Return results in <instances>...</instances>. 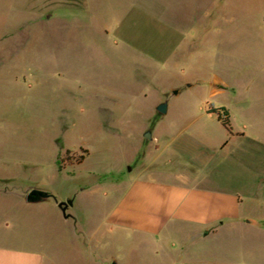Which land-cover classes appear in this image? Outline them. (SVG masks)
I'll return each instance as SVG.
<instances>
[{
	"label": "rangeland",
	"instance_id": "1",
	"mask_svg": "<svg viewBox=\"0 0 264 264\" xmlns=\"http://www.w3.org/2000/svg\"><path fill=\"white\" fill-rule=\"evenodd\" d=\"M263 68L264 0H0V243L58 264H264L247 230L178 259L179 241L160 258L141 234L101 225L149 164L155 180L190 170L193 185L241 196V216L264 217ZM30 186L78 193L85 227L51 199L27 203Z\"/></svg>",
	"mask_w": 264,
	"mask_h": 264
},
{
	"label": "crops",
	"instance_id": "2",
	"mask_svg": "<svg viewBox=\"0 0 264 264\" xmlns=\"http://www.w3.org/2000/svg\"><path fill=\"white\" fill-rule=\"evenodd\" d=\"M261 71L264 76V68ZM215 85L225 89V86L221 84ZM153 130L154 127L149 131L151 142H156ZM146 168L150 170L148 172L149 170L144 169V174L148 176L137 177L129 185L120 186L123 188L116 204L106 211L101 220V225H106L109 234L110 227L111 230L119 228L122 231L141 234L145 238L141 242L142 245L154 246L157 249L154 256L160 258L165 250L175 247L173 242L179 241L178 259L188 249V244H195L207 237L219 236L221 242L227 243L224 233L228 231L241 236L242 232L247 230L246 232L251 233L252 240L256 241V246L261 238L264 239V217L259 216L253 220V218L241 216L239 213L241 208L245 209L248 205L241 196L232 197L222 191H212L207 187L193 185L190 181L194 174L190 170L173 173L171 177L184 180L179 184H169L166 180L153 179L155 170H158L156 166L149 164ZM260 181L262 180L259 179L258 183H261ZM32 188L47 191L44 187L30 186L21 197H25ZM77 197L78 193H74L68 196L60 195L58 199V202L72 200V205L66 210L69 217L63 216V218L72 220L75 233L78 228L85 227V219L81 217L77 209H74ZM258 197L255 192L249 196L252 204L248 208H253L255 213L261 215L263 207ZM49 199L52 200L54 208L60 210L57 203L52 198ZM235 241L238 240L235 239ZM121 261L114 262L117 264H141L142 262L123 259ZM202 261L203 264H231L225 259H202ZM0 264H58V260L55 256L50 258L41 251L0 243Z\"/></svg>",
	"mask_w": 264,
	"mask_h": 264
},
{
	"label": "water",
	"instance_id": "3",
	"mask_svg": "<svg viewBox=\"0 0 264 264\" xmlns=\"http://www.w3.org/2000/svg\"><path fill=\"white\" fill-rule=\"evenodd\" d=\"M156 111L160 114H164L166 112V102H162V103L158 104V106L156 107ZM144 137L146 139L151 140L150 132L146 131V133L144 134ZM49 198H52L57 203V206L61 210L63 216L65 218H68L69 215L66 214V210H67L68 206L72 205L71 199L58 202V200L56 199V197L53 194H51L45 190H41V189H37V188H32L25 195L26 202L30 203V204L39 203V202L45 201ZM111 264H117V263L112 262Z\"/></svg>",
	"mask_w": 264,
	"mask_h": 264
},
{
	"label": "trees",
	"instance_id": "4",
	"mask_svg": "<svg viewBox=\"0 0 264 264\" xmlns=\"http://www.w3.org/2000/svg\"><path fill=\"white\" fill-rule=\"evenodd\" d=\"M213 111L214 112L215 111H220V113L218 112V116H217L218 121L222 124V126L224 128H226L228 131L231 132V128L229 126L230 125V123H229V116H228L227 111L223 107H221L220 110L218 109V110H213ZM84 152H86V151H84ZM67 153H69V152H67ZM83 159H84V157L82 155H80L77 158L76 163L77 164L81 163Z\"/></svg>",
	"mask_w": 264,
	"mask_h": 264
}]
</instances>
